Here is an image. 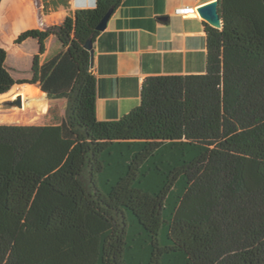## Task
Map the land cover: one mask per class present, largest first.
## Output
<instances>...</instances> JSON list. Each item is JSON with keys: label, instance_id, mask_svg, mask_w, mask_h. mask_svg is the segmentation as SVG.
Here are the masks:
<instances>
[{"label": "trees", "instance_id": "obj_1", "mask_svg": "<svg viewBox=\"0 0 264 264\" xmlns=\"http://www.w3.org/2000/svg\"><path fill=\"white\" fill-rule=\"evenodd\" d=\"M122 1L22 31L30 78L0 47V95L68 98L52 123H0V264H264V0H218L205 72L148 76L138 105L100 120L84 43ZM51 34L64 49L41 63Z\"/></svg>", "mask_w": 264, "mask_h": 264}, {"label": "crops", "instance_id": "obj_2", "mask_svg": "<svg viewBox=\"0 0 264 264\" xmlns=\"http://www.w3.org/2000/svg\"><path fill=\"white\" fill-rule=\"evenodd\" d=\"M31 10L18 0H0V47L7 51L5 67L15 79L32 76V60L38 52V41L27 38L15 43L24 30H44L62 21L78 7H92L95 0H29ZM210 0H123L112 12L106 28L93 41L94 60L91 67L97 78L96 116L100 120L115 119L138 105L143 80L152 75L203 73L206 70V24L199 14L179 15V6H194ZM56 17L49 27L38 24L40 18ZM210 25V24H209ZM64 49L55 34L45 40L43 63ZM25 85L15 83L14 93ZM37 89V91H38ZM1 94L0 96H2ZM39 95V93H38ZM45 110L52 115L65 114L61 98H49ZM2 123V122H0ZM11 123V122H8Z\"/></svg>", "mask_w": 264, "mask_h": 264}, {"label": "rangeland", "instance_id": "obj_3", "mask_svg": "<svg viewBox=\"0 0 264 264\" xmlns=\"http://www.w3.org/2000/svg\"><path fill=\"white\" fill-rule=\"evenodd\" d=\"M17 88L18 86H15L10 90V93H4L0 96V122L17 124H45L54 122L50 111L45 115H41V111L45 110L48 101L45 99V95L41 98L38 95V88L32 85H25L23 91L19 93L23 98L22 107L9 105L7 101L13 99L18 94L14 93L11 95ZM62 99V104L67 108L68 101L66 103L65 99Z\"/></svg>", "mask_w": 264, "mask_h": 264}, {"label": "water", "instance_id": "obj_4", "mask_svg": "<svg viewBox=\"0 0 264 264\" xmlns=\"http://www.w3.org/2000/svg\"><path fill=\"white\" fill-rule=\"evenodd\" d=\"M114 9L111 7L101 18V20L96 25V30L102 31L106 28L107 22L112 14ZM198 14L206 20L211 26L215 28H221L222 21L218 11V0H210L203 4L197 6ZM84 48L87 49L90 53V67L93 65L94 60V47L92 41V34L86 39L84 43ZM7 103L11 106L22 107L23 98L21 94H16L15 97L11 100H8Z\"/></svg>", "mask_w": 264, "mask_h": 264}, {"label": "built area", "instance_id": "obj_5", "mask_svg": "<svg viewBox=\"0 0 264 264\" xmlns=\"http://www.w3.org/2000/svg\"><path fill=\"white\" fill-rule=\"evenodd\" d=\"M174 12L179 15L198 14L197 8L194 6H179L174 9Z\"/></svg>", "mask_w": 264, "mask_h": 264}, {"label": "bare ground", "instance_id": "obj_6", "mask_svg": "<svg viewBox=\"0 0 264 264\" xmlns=\"http://www.w3.org/2000/svg\"><path fill=\"white\" fill-rule=\"evenodd\" d=\"M44 93V92H43Z\"/></svg>", "mask_w": 264, "mask_h": 264}]
</instances>
